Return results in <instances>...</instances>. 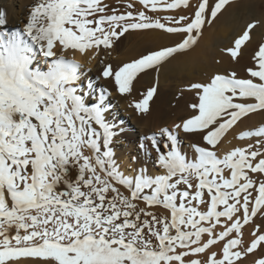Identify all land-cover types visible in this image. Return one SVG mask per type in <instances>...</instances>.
Instances as JSON below:
<instances>
[{
    "label": "snow or ice",
    "instance_id": "1",
    "mask_svg": "<svg viewBox=\"0 0 264 264\" xmlns=\"http://www.w3.org/2000/svg\"><path fill=\"white\" fill-rule=\"evenodd\" d=\"M230 4L125 0L121 11L104 0H36L22 32H0V264H264V223L255 219L264 218V125L240 131L252 141L246 146L216 150L242 118L264 112V44L249 78L233 70L189 85L198 97L192 114L143 137L135 175L116 160L123 127L106 118L108 93L81 83L83 65L68 55L98 54L130 32L180 37L118 70L103 68V78L131 95L138 73L191 50ZM6 15L0 10V26ZM261 23H248L226 49L234 62ZM156 92L130 106L150 112ZM180 132L201 138L189 144L191 158Z\"/></svg>",
    "mask_w": 264,
    "mask_h": 264
},
{
    "label": "bare ground",
    "instance_id": "2",
    "mask_svg": "<svg viewBox=\"0 0 264 264\" xmlns=\"http://www.w3.org/2000/svg\"><path fill=\"white\" fill-rule=\"evenodd\" d=\"M35 2L36 0H0V10L6 11L7 14V22L0 26V32H22ZM104 3L122 11L125 0H104ZM251 16H255L254 19L256 18L257 21H264V0H231L230 6H226V10H222V14L213 23L205 25L202 37L191 50L176 53L158 66L138 73L133 81L131 95L120 94L113 78H103V68L110 64L118 70L123 64L139 59L150 51L174 46L180 42V37L167 35L162 30L130 32L121 37L112 48L105 49L101 46L98 54L95 49L84 54L78 51L68 53L69 57L74 55V58L83 65L80 69L81 83L91 80L97 90L103 87L108 93L106 104L110 105V109L106 113V118L123 127V134L116 138V160L122 171L128 175H135L136 165L132 163V157L138 154V145L143 137L157 132V129L168 127L167 124L174 125L177 119L189 118L192 114L190 104L198 103V97L190 88L188 89L191 91L183 92L181 86V91L178 89L173 91V86L171 90L170 85L165 82L176 80L177 83V78L180 77L181 81L188 79L196 83H209L213 74H227L233 70L237 72L239 78H249L246 70L257 66L253 57L259 46L264 44V23L258 24L250 32V41L242 45V55L238 63L232 60L226 49L233 46L234 36ZM153 86H156L157 92L149 101L150 112L141 113L130 106L132 101L142 99L143 94ZM128 97L133 99L126 101ZM93 102L95 101L91 98L87 101L89 104ZM263 120L264 112L249 114L247 118H242L236 131L249 126L258 127ZM235 132L229 130L221 138L222 142L218 145L220 148H217L219 155L239 145H245L247 139L243 141L236 138ZM179 138L182 141V151L194 155L189 144L193 141L200 142L201 138L186 136L183 132H180ZM149 150H151L150 145ZM152 155L155 156L154 151ZM148 167L151 172L156 171L151 163ZM249 225L252 226L251 223ZM246 229L243 228L244 239L250 242L252 238L250 239V234H247V226ZM213 250L222 254V245L218 244ZM20 260L22 264L42 262V258H20Z\"/></svg>",
    "mask_w": 264,
    "mask_h": 264
},
{
    "label": "rangeland",
    "instance_id": "3",
    "mask_svg": "<svg viewBox=\"0 0 264 264\" xmlns=\"http://www.w3.org/2000/svg\"><path fill=\"white\" fill-rule=\"evenodd\" d=\"M236 1H240V0H236ZM254 17L255 16H251L248 20H246V24H244L243 25V27H241V29L239 30V33H237L235 36H234V39H233V42H234V40L236 39V38H238L239 37V35H241L242 33H243V30L245 29V27H246V25L248 24V23H251L252 21H254V20H256L257 21V19L255 18L254 19ZM253 19V20H252ZM256 28V27H255ZM215 74H217V73H215ZM215 74H213V76L215 75ZM219 74H222V73H219ZM212 76V77H213ZM183 81V82H182ZM181 81V78L179 77V78H177V83H176V80H169L168 82H165L166 84H168V85H170L169 87L171 88V90H172V86H173V91L174 90H177L178 89V91H183V92H185V91H191L190 89H188L189 88V86L188 85H190L191 83H196V82H194L193 80H192V82L191 81H189L188 79L185 81V80H182ZM178 82H180V83H178ZM181 82H182V84H181ZM164 83V84H165ZM172 84V85H171ZM186 84V85H185ZM177 85V86H176ZM182 86V87H181ZM175 87H176V89H175ZM180 87L182 88L181 90H180ZM133 99V97L131 98V97H128V98H126V101H131ZM183 119H177L176 121H175V124L176 123H180L181 121H182ZM167 125H169L168 127L169 128H172V124L170 125V124H167ZM261 125H264V120H263V122L260 124V126ZM236 126H234V128H235ZM259 127V126H258ZM254 128H256V127H251V126H249V127H245L244 129H241V130H245V131H247V130H252V129H254ZM230 130H232V129H230ZM157 131H158V129H157ZM233 131V130H232ZM239 133H240V131L239 130H237L234 134H235V137L236 138H238V139H240V136H239ZM241 140V139H240ZM243 141H246V139H244ZM249 142H252L251 141V139H247V141H246V143H245V145L247 144V143H249ZM220 145V144H219ZM245 145H243V146H245ZM239 146H242V145H239ZM220 148V146H217V148ZM233 150V149H232ZM217 152H218V149H217ZM189 155V157L191 158V157H193L194 155H191V154H188ZM218 155H219V152H218ZM254 195H255V193H254ZM162 208H156V209H153L154 211H158V212H164L165 214H167L166 212H165V210L164 209H162ZM256 219V223H257V225H260V224H262V223H264V218H260L259 216L257 217V218H255ZM250 224V223H249ZM252 225V224H251ZM247 226V228H248V235L250 236V239L251 238H253V236H251V234L253 235V226H250V225H246ZM246 226H244V228H245V230H247L246 229ZM248 226H250V227H248ZM251 230H250V229ZM247 232V231H246Z\"/></svg>",
    "mask_w": 264,
    "mask_h": 264
}]
</instances>
